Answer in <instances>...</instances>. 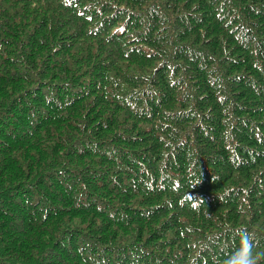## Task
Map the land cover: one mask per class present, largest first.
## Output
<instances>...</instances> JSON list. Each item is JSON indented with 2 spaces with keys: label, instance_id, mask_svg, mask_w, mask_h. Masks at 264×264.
<instances>
[{
  "label": "trees",
  "instance_id": "16d2710c",
  "mask_svg": "<svg viewBox=\"0 0 264 264\" xmlns=\"http://www.w3.org/2000/svg\"><path fill=\"white\" fill-rule=\"evenodd\" d=\"M242 235L264 264V0H0V264H226Z\"/></svg>",
  "mask_w": 264,
  "mask_h": 264
},
{
  "label": "clouds",
  "instance_id": "9594fccd",
  "mask_svg": "<svg viewBox=\"0 0 264 264\" xmlns=\"http://www.w3.org/2000/svg\"><path fill=\"white\" fill-rule=\"evenodd\" d=\"M213 180L218 179L217 177H212ZM196 185L193 183L192 187ZM244 242V247L237 250L234 254L228 257L226 264H255V255L252 252L251 245L249 243V237L247 235H242Z\"/></svg>",
  "mask_w": 264,
  "mask_h": 264
}]
</instances>
